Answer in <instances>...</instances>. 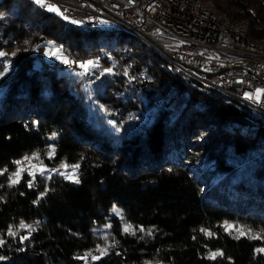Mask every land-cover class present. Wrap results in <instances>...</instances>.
<instances>
[{
	"label": "trees",
	"instance_id": "obj_1",
	"mask_svg": "<svg viewBox=\"0 0 264 264\" xmlns=\"http://www.w3.org/2000/svg\"><path fill=\"white\" fill-rule=\"evenodd\" d=\"M208 1L264 39V0ZM98 32L0 0V264H264V124L242 135L235 101ZM43 46L92 63L34 65Z\"/></svg>",
	"mask_w": 264,
	"mask_h": 264
},
{
	"label": "built area",
	"instance_id": "obj_2",
	"mask_svg": "<svg viewBox=\"0 0 264 264\" xmlns=\"http://www.w3.org/2000/svg\"><path fill=\"white\" fill-rule=\"evenodd\" d=\"M61 17L98 25L100 18L118 26H136L164 51L177 58L188 79L202 88L223 86L246 98L252 109L248 122H256V109H264V48H254L238 36V28L210 16L199 0H50ZM45 57L49 48L43 46ZM54 57L69 58L88 67L89 59H76L55 49ZM257 90H260L259 92Z\"/></svg>",
	"mask_w": 264,
	"mask_h": 264
},
{
	"label": "bare ground",
	"instance_id": "obj_3",
	"mask_svg": "<svg viewBox=\"0 0 264 264\" xmlns=\"http://www.w3.org/2000/svg\"><path fill=\"white\" fill-rule=\"evenodd\" d=\"M199 8L207 10L210 16H217V19H220L221 21L225 22L226 26L229 28H238V36L244 41L249 44H252L254 48H264V39L262 40H249L246 35V25L241 23H234L231 20L228 19L226 15L223 13L217 11L213 4L208 0H199ZM63 21L70 25L71 27L75 29H81V30H97L99 29V25H89V24H82L79 22L73 21L70 17H62ZM116 25V24H115ZM117 28L123 29L129 34L133 35V37L137 38L139 41L143 42L145 45H147L149 48L154 50L157 54H159L165 61L173 65L175 68H177L179 71H181V66L177 65V58L174 57L171 53L168 51H164L159 45H157L152 38L147 35L142 30L138 29L136 26H118ZM35 61V60H34ZM41 62H44L41 60ZM50 65L54 66H63V67H80L81 68V62L73 61L69 58H60L55 62L49 63ZM36 65V64H35ZM79 68V69H80ZM198 83L199 87H202V82L200 80L191 79ZM209 91H214L217 94L227 98L228 100L235 101L240 108L245 112V117H252V109L249 106V103H246V98L239 96L236 93H233L227 89H225L223 86H211L208 87ZM205 90V89H204ZM256 116L260 119H258L256 122H248L249 125L244 126L240 128L241 132L244 133V131L248 130L249 128H255L258 125L264 124V109H256ZM236 125L231 126L228 128V130H231L232 127ZM264 126V125H263ZM247 127V128H246Z\"/></svg>",
	"mask_w": 264,
	"mask_h": 264
},
{
	"label": "rangeland",
	"instance_id": "obj_4",
	"mask_svg": "<svg viewBox=\"0 0 264 264\" xmlns=\"http://www.w3.org/2000/svg\"><path fill=\"white\" fill-rule=\"evenodd\" d=\"M33 1L35 2V0H33ZM43 6L45 7L46 10L59 15V17L62 20V24H64L63 18L59 14L58 9L56 7V4L54 2H52L50 0H44V5ZM98 25L100 26L98 33H105V34H108L110 36H113V35H115V33L117 31V27H116L115 23L112 22V21L106 20V19L100 18L99 21H98ZM122 34H124L125 36H128V33H126V32H122ZM53 54H54V48L50 47L49 48V52H48V56L45 57V51L43 50V47H40L39 49H37L35 51V53H34V56H35L34 60L35 61H33L32 63L34 65L35 64L38 65V63L41 62V60H43L44 62H46L45 64L50 65L49 63L55 62L58 59H60V58H50V57H54L55 56ZM89 61H91V59H89L88 62ZM90 65L91 64L89 63L88 66H90ZM238 130H239V132L242 135H249L250 136L253 133V128H249L248 130L244 131V133L240 131L241 129H238ZM27 158L28 159L22 160V162L17 166L18 169L21 168V169H23L24 171H26L27 173H30V174H32L34 172L38 173V174H41L42 171H43V174H45V173H48V172L51 171L50 169H47L39 160H36L34 157L29 156ZM230 158L232 159V157H230ZM69 173H71V172L70 171L67 172L68 177L70 176ZM145 264H148V263H145Z\"/></svg>",
	"mask_w": 264,
	"mask_h": 264
},
{
	"label": "snow or ice",
	"instance_id": "obj_5",
	"mask_svg": "<svg viewBox=\"0 0 264 264\" xmlns=\"http://www.w3.org/2000/svg\"><path fill=\"white\" fill-rule=\"evenodd\" d=\"M35 3H37L38 5H44V0H35ZM5 54L3 53V52H0V57H2V56H4ZM88 63H92L91 61H89ZM108 71H110V69L108 70ZM258 92L260 91V90H257ZM111 123V122H110ZM26 159H28L27 157H26ZM17 164H19L20 162L19 161H17L16 162ZM76 167H78V166H74L73 167V171H75V168ZM41 174L43 175V171L41 172ZM15 175V177H16V179H14V180H12V183H16V182H18V179H19V171L16 173V174H14ZM65 178H68L67 176L65 177ZM72 182L73 183H79L80 181H79V179L78 178H76V177H72ZM29 186L31 187V186H33L32 184H31V182L29 183ZM22 227L24 226L23 224L21 225ZM131 226L130 225H127L126 226V228H125V231H127L129 228H130ZM141 231H143V229H141ZM9 234L10 235H15V233L12 231V229L10 228L9 229ZM243 234V233H242ZM3 243H4V241L3 240H0V245H3ZM257 251H259V252H264V249H258ZM103 254V253H102ZM220 255H222V253H220V252H217V253H213V258H215L216 256H220ZM94 258H96V257H94ZM5 259V257H3V256H0V260H4Z\"/></svg>",
	"mask_w": 264,
	"mask_h": 264
}]
</instances>
